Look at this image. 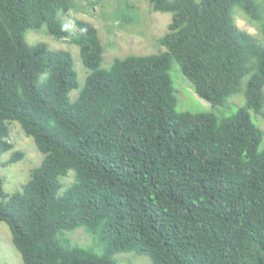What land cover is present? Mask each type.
<instances>
[{"label":"trees","instance_id":"trees-1","mask_svg":"<svg viewBox=\"0 0 264 264\" xmlns=\"http://www.w3.org/2000/svg\"><path fill=\"white\" fill-rule=\"evenodd\" d=\"M148 4L171 13L157 42L165 50L104 67L98 28L78 17L68 29L60 17L76 0H0V166L23 155L1 160L14 122L43 155L20 188L4 189L0 175V222L23 264H118L119 252L153 264H264V127L254 117L264 106L263 4ZM124 7L117 17L131 21ZM237 10L259 35L236 24ZM41 28L79 47L81 87L70 50L26 38ZM173 64L211 106L242 90L243 104L177 110ZM81 226L90 246L67 236Z\"/></svg>","mask_w":264,"mask_h":264},{"label":"rangeland","instance_id":"rangeland-1","mask_svg":"<svg viewBox=\"0 0 264 264\" xmlns=\"http://www.w3.org/2000/svg\"><path fill=\"white\" fill-rule=\"evenodd\" d=\"M94 3L95 4L90 5L87 0H76V9L60 13V17L68 29L71 27V29L76 30V25L73 24V18L78 17L92 22L98 28L104 47L101 62L102 66L109 67L113 58L116 56L122 57L130 53H157L165 50V47L157 42L158 37L167 30V24L170 21L171 13L152 10L150 4H148V0H101ZM126 3H129L130 8L128 10V15L131 21L117 17L118 13L122 10L123 14L126 13V8L124 7ZM261 3L263 4V6L261 5L262 9H264V1L261 0ZM235 22L239 27L259 35L258 30L255 29L238 10L235 13ZM31 31L32 30L26 31V38L30 42L43 41L52 49H68L71 51L74 67L78 74V84L79 87H81L85 82L87 69L81 60L79 47L76 44H68V41L64 38H57L47 34L43 28L38 31H42L45 34ZM170 71L175 87L180 89V102L177 103V110L188 109L194 111L213 110L215 112H231L244 102L242 90L237 94L229 96L222 105L211 106L209 102L196 94L177 64H173ZM179 72H181V74H178ZM178 78L181 79L177 82ZM78 90L77 88L73 89L70 95L78 93ZM239 95H242L243 98ZM253 114L254 113H252V115ZM254 117L258 121L259 126L263 128L264 106L262 111L259 114H255ZM9 141L12 143V148L1 154L2 161L9 159L12 152L15 150L23 152L22 157L18 161L0 166L3 187L8 191H12L20 188L21 184L29 178L30 169L41 162L43 155L37 148L33 138L24 133L18 122H14L11 126ZM69 173L73 175L72 170H70ZM63 177L61 179L63 183L62 189H64L71 180V176L65 178V181H63ZM69 234L77 241L75 243L90 246L87 242L91 236L82 226L68 231V237ZM18 253L19 252L11 242V234L8 225L4 222H0V264H23L21 256ZM115 256L118 260V264H153L149 257L143 254L135 255L132 252H119Z\"/></svg>","mask_w":264,"mask_h":264},{"label":"clouds","instance_id":"clouds-1","mask_svg":"<svg viewBox=\"0 0 264 264\" xmlns=\"http://www.w3.org/2000/svg\"><path fill=\"white\" fill-rule=\"evenodd\" d=\"M118 57V56H117ZM121 57V56H120Z\"/></svg>","mask_w":264,"mask_h":264}]
</instances>
